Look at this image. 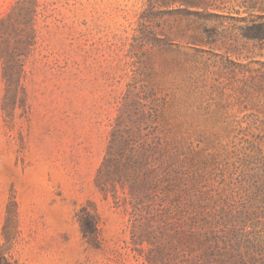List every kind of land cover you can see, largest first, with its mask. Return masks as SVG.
Listing matches in <instances>:
<instances>
[{
	"label": "rangeland",
	"instance_id": "obj_1",
	"mask_svg": "<svg viewBox=\"0 0 264 264\" xmlns=\"http://www.w3.org/2000/svg\"><path fill=\"white\" fill-rule=\"evenodd\" d=\"M23 1L0 264H264V0H0V20ZM116 122L158 149L119 204L96 182Z\"/></svg>",
	"mask_w": 264,
	"mask_h": 264
},
{
	"label": "trees",
	"instance_id": "obj_2",
	"mask_svg": "<svg viewBox=\"0 0 264 264\" xmlns=\"http://www.w3.org/2000/svg\"><path fill=\"white\" fill-rule=\"evenodd\" d=\"M34 3L25 1L18 4L16 12L0 20V69L8 91H16L20 86L24 59L34 44V30L31 29L35 16ZM19 26L16 29V26ZM14 34L17 37L15 45L10 48L7 37ZM261 31H256L254 37H261ZM19 37V38H18ZM133 124V123H132ZM135 126L116 122L110 134L104 160L97 175V186L107 194L115 197L117 185L127 188L131 200H139L145 196L146 178L152 169L149 167L154 150L151 144L136 133ZM116 200V199H115ZM119 204V201H115ZM89 230V231H88ZM95 229L92 224L86 225L83 231L85 237H92ZM89 232V233H87ZM90 234V235H89Z\"/></svg>",
	"mask_w": 264,
	"mask_h": 264
}]
</instances>
